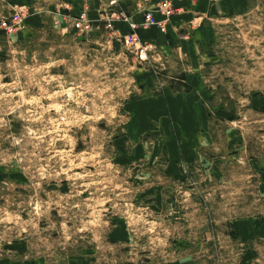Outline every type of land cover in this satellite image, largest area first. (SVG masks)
Instances as JSON below:
<instances>
[{
  "label": "rangeland",
  "instance_id": "374dc122",
  "mask_svg": "<svg viewBox=\"0 0 264 264\" xmlns=\"http://www.w3.org/2000/svg\"><path fill=\"white\" fill-rule=\"evenodd\" d=\"M2 3L0 264H264V0L142 65L80 0Z\"/></svg>",
  "mask_w": 264,
  "mask_h": 264
},
{
  "label": "built area",
  "instance_id": "2783aa9c",
  "mask_svg": "<svg viewBox=\"0 0 264 264\" xmlns=\"http://www.w3.org/2000/svg\"><path fill=\"white\" fill-rule=\"evenodd\" d=\"M124 1L80 0V11L73 19L85 26L84 32L91 28L92 23H96L97 30H102L104 36L116 45L123 46L132 55L134 64L142 65L158 55L156 43L142 36V32L155 28L160 33H165L168 22L179 10L174 6L175 0H156L149 7L138 4L132 11L123 6ZM94 2L99 3L96 8L97 19L89 17ZM135 15H140V20H135ZM21 24L22 18L16 12L9 17L2 30L13 33L10 28L15 31Z\"/></svg>",
  "mask_w": 264,
  "mask_h": 264
},
{
  "label": "crops",
  "instance_id": "0c3cea01",
  "mask_svg": "<svg viewBox=\"0 0 264 264\" xmlns=\"http://www.w3.org/2000/svg\"><path fill=\"white\" fill-rule=\"evenodd\" d=\"M154 1L156 0H148L145 2L143 0H125L123 6L128 11H132L138 4H143L144 6L149 7ZM95 3L96 2H94V4ZM246 5L247 0H175L174 6L178 8L179 11L175 13L168 22L166 32L160 33L155 28H152L143 31L142 36L156 43L159 57L165 55L167 51H177V53H180L181 50H183V52H186L187 50L189 53L191 52L195 54L196 49L199 48V46L203 47L206 44H209L213 39V26L205 21V17L215 18L221 16V19L233 17L242 13L245 10ZM2 8H5L4 3L0 5V11ZM93 13L94 12L92 11L89 13L90 18L95 17V15L93 16ZM4 16L5 14H3V16L0 14V32H3L2 27L8 20V18ZM140 18V15L134 16V19L137 21L140 20ZM191 23L194 24L191 26L194 35L190 33L191 38L194 39L193 44L191 43L190 36L184 38L188 33V27H190ZM183 39L186 41L189 40L190 42L186 43ZM175 45L181 46L177 47ZM175 47H177L176 50ZM176 80H180L181 83H184L189 89L182 95L185 100H194L195 92L190 89L199 85V79L196 75H192L188 72L185 76L181 75L180 79ZM160 99L161 101H164L163 98ZM131 102H134V100ZM164 110L166 111V108Z\"/></svg>",
  "mask_w": 264,
  "mask_h": 264
}]
</instances>
